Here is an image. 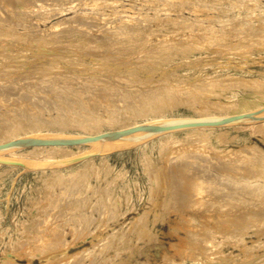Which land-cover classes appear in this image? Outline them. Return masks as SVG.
Listing matches in <instances>:
<instances>
[{
	"label": "rangeland",
	"instance_id": "rangeland-1",
	"mask_svg": "<svg viewBox=\"0 0 264 264\" xmlns=\"http://www.w3.org/2000/svg\"><path fill=\"white\" fill-rule=\"evenodd\" d=\"M1 94L33 102H0L26 137L257 111L264 0H0ZM243 121L2 155L0 264H264V121Z\"/></svg>",
	"mask_w": 264,
	"mask_h": 264
},
{
	"label": "bare ground",
	"instance_id": "bare-ground-1",
	"mask_svg": "<svg viewBox=\"0 0 264 264\" xmlns=\"http://www.w3.org/2000/svg\"><path fill=\"white\" fill-rule=\"evenodd\" d=\"M11 77H13V76H11ZM12 80H13V78H12ZM4 84H6V83H3V85ZM10 89H12V88H10ZM11 91H13V89ZM1 92H2V90H1ZM3 92L4 93L8 92V89H7V91L4 90ZM9 92H10V90H9ZM6 94H8V93H6ZM3 95H5V94H3ZM0 96L2 97V94ZM6 96L8 97V95H6ZM11 96H12V94H11ZM11 96H10V98H11ZM107 97H109V96H107ZM100 98L101 97H99V99ZM2 99H3V97L1 98V100ZM12 99H13V97H12ZM106 99H109V98H106ZM100 100H102L101 102L104 101L105 103L109 102V100H106L107 101L106 102L105 100H103V98H101ZM14 101L16 103L11 102V104L12 103L14 104V105L12 104L14 106V108L16 107L15 104H19V106H20L21 103H19V102L17 103V99H15ZM0 102H3V101H0ZM5 102L6 101L3 102L4 104H1V103L0 104L3 106L4 105L7 106L5 104ZM23 102L27 103L28 100L27 101L25 100ZM23 102H22L23 106L21 104L22 107L25 106V103H23ZM30 102H31V100L29 101V103ZM96 102H98V101H96ZM8 103L10 104L9 101H8ZM31 103L32 104H29L30 107H31V105H33V102H31ZM12 105L10 108H8L9 106H7V108L9 109V113L11 110H13L14 112L17 111L18 114L15 113L16 115H19L20 113L18 111L21 108L19 110H18L19 107H16L14 109ZM115 105H113V103H112V105H110L111 107L109 106V108L106 105L107 108L109 109V110L106 109L109 111L108 117L105 121L107 124H114L116 122V117H118V115L116 114V111H114V109H113V106H115ZM27 106H28V104H27ZM149 106H151V105H149ZM153 106H155V105L153 104ZM30 107H26L25 109L30 108ZM1 108L2 107H0V109ZM34 108H35V105L33 107V110H34ZM110 108H112V109H110ZM147 108L148 107L146 106V109ZM8 109H7V112H8ZM3 110H5V109H3ZM22 110L24 111V109H21V111ZM35 110H37V108H35ZM106 110H105V112H106ZM157 110H158V108H157ZM102 111H104V110H102ZM2 112L0 111V113H2ZM24 112H26V110ZM133 114H134V112H133ZM25 115L22 114V116L20 118L18 116H16L19 118L18 121H13L14 119H12L11 121H13V122H11V123H7V121L5 124H2V125L0 123V157H2V155L12 154L15 150H18V149L25 150L28 148H32L34 151H36V150L37 151L38 150H45V151L48 150V152H49L48 154L50 155L53 152H57L59 150L67 148V146L69 144H73V145H77V146H84V147L89 146L93 150H96V149L97 150L98 149L104 150V151L105 150H111V149H120L121 150V148L122 149L124 147L127 148V146H128V148H130L129 145L131 146L132 143L141 141L142 139L146 140L147 137H151V136L154 137V136H161V135H174V134H177L179 132H184V131H203V130H206L209 128L223 127V126H228V125L240 123V120L241 121L244 120L243 122H252V123L253 122H261V121H264V107L257 110V111H252V112L244 113V114H235V115L224 116L223 118L200 119V120H190L189 119V120H179V121L178 120L177 121L171 120V121H165V122L164 121L163 122H157L156 121V122H152V123L145 124V125L124 126V127L119 128V129H116L117 128L116 127L115 128L116 130H113L110 132H105V133H96V134H89V135L78 136V137H65V138H61V137L60 138L59 137L44 138L40 135H36V136L33 135L32 137H29V136L26 137V135L25 136L16 135L17 132L24 130L26 128V126L29 127V125H30L28 120H26L27 122L25 121V118H24ZM9 116H13V115L9 114ZM9 116H8V118H10ZM5 117H7V116H5ZM14 117H15V115H14ZM18 118H16V119H18ZM61 121H59V122H61ZM89 122H91V121H88V123ZM33 123H34V121H33ZM88 123L85 124V126L88 125ZM92 123H89V124L93 128L94 123H93V126L91 125ZM117 125H121V123L120 124L117 123ZM88 126H86V127H88ZM34 127H35V125H34ZM50 158H51V156H50ZM186 169H189V168H186ZM186 169H185V171H186ZM185 174L186 173H184V175ZM199 176H201V174ZM199 176H198V178H199ZM184 178L185 177H183V179Z\"/></svg>",
	"mask_w": 264,
	"mask_h": 264
}]
</instances>
